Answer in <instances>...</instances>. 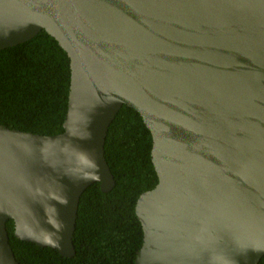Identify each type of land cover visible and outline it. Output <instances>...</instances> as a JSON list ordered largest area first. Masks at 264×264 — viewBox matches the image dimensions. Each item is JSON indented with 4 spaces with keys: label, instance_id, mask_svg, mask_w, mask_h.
I'll list each match as a JSON object with an SVG mask.
<instances>
[{
    "label": "water",
    "instance_id": "obj_1",
    "mask_svg": "<svg viewBox=\"0 0 264 264\" xmlns=\"http://www.w3.org/2000/svg\"><path fill=\"white\" fill-rule=\"evenodd\" d=\"M45 31L70 60L64 132L0 124V264L13 235L74 258L80 201L116 179L111 124L152 136L156 186L137 200L135 264L264 258V0H0V52Z\"/></svg>",
    "mask_w": 264,
    "mask_h": 264
},
{
    "label": "trees",
    "instance_id": "obj_2",
    "mask_svg": "<svg viewBox=\"0 0 264 264\" xmlns=\"http://www.w3.org/2000/svg\"><path fill=\"white\" fill-rule=\"evenodd\" d=\"M71 83L70 60L45 31L0 52V124L45 136L64 132ZM152 136L138 112L124 106L110 126L105 154L116 186L103 193L98 183L83 194L75 232L74 258L41 248L14 235L20 264H135L143 231L135 207L139 197L158 183ZM260 264H264V258Z\"/></svg>",
    "mask_w": 264,
    "mask_h": 264
}]
</instances>
